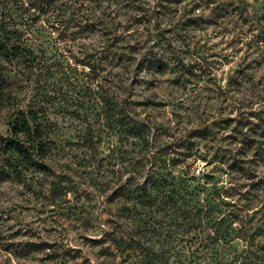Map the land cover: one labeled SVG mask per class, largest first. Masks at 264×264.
Here are the masks:
<instances>
[{"label": "rangeland", "instance_id": "rangeland-1", "mask_svg": "<svg viewBox=\"0 0 264 264\" xmlns=\"http://www.w3.org/2000/svg\"><path fill=\"white\" fill-rule=\"evenodd\" d=\"M75 4L34 38L66 189L0 179V264H264V0Z\"/></svg>", "mask_w": 264, "mask_h": 264}, {"label": "trees", "instance_id": "trees-1", "mask_svg": "<svg viewBox=\"0 0 264 264\" xmlns=\"http://www.w3.org/2000/svg\"><path fill=\"white\" fill-rule=\"evenodd\" d=\"M75 2L0 0V113H4L8 132L7 136L0 134V179L19 178L27 170L47 172L52 175L49 184L55 196L66 186L49 164L56 149L51 138L55 121L46 105L49 84L60 69L47 62V48L41 40L35 47L34 38L42 37V31L49 35L51 28H70L71 22L79 31H93L92 23L83 24L77 16ZM52 56L68 65L57 50ZM84 65L91 67V62Z\"/></svg>", "mask_w": 264, "mask_h": 264}]
</instances>
